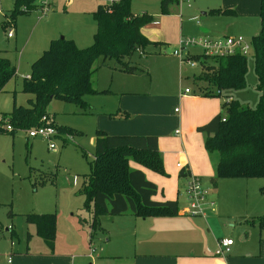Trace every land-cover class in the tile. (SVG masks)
Masks as SVG:
<instances>
[{
    "label": "rangeland",
    "instance_id": "rangeland-1",
    "mask_svg": "<svg viewBox=\"0 0 264 264\" xmlns=\"http://www.w3.org/2000/svg\"><path fill=\"white\" fill-rule=\"evenodd\" d=\"M110 1L113 0H56V8L51 10L52 4L51 11L42 17L38 18V12L33 9L30 13H16L14 22L8 25L6 21L14 7L13 1L0 0V51L15 66L16 72L0 92V120L2 114L10 113L14 107L28 105L30 94L22 91L23 81L31 73L32 62L49 48L51 42L63 38L77 48L93 43L96 22L92 11L97 4ZM258 2L177 0L176 7L172 0L168 12L163 14L160 0H130L132 13L152 15L150 23L143 28L146 35L165 43L160 47L149 45L144 51H135L131 55L130 65L140 72H123L118 63L106 59L93 77L97 92L83 95V106L59 98H52L48 103L46 121L38 125L58 128L60 132L57 130L56 135L28 137L27 131L34 126L14 135L0 132V264H40V260L55 264L57 262L52 258L61 254L68 258L62 262L70 264L71 256L91 253L89 245L94 247L92 255L100 251V247L111 246V242L105 241L100 227L108 228L109 222L121 217L106 213L94 217L83 208L84 197L77 193L82 176L89 172L96 131L157 137L164 133V149L178 151L182 146L174 135L178 128L173 114L183 112L186 122L180 136L182 141L186 136V144L182 145L187 154L198 155L204 136L196 131L195 125L199 113L207 105L202 103L204 101L180 98L179 95L188 87L191 91L187 97L193 93L200 96L198 94L208 83L198 81L200 87H197L192 78L200 73L199 61L212 62L209 57L200 56L198 65L191 67L181 61V56L174 50L178 48L179 40L206 35L214 39L240 36L251 44V36L260 27ZM20 8L25 9L24 6ZM224 8L231 10L222 11ZM9 28L13 30L12 37L6 35ZM195 53L198 50L191 47L188 57ZM252 53L251 49L247 54L246 86L228 91L235 100L249 107H255L259 98ZM100 63L101 59L96 65ZM207 99L224 112V98ZM191 125L193 129L189 134ZM135 126H144L151 133L130 132ZM134 165L140 166L131 162V166ZM201 183L209 191L206 207L211 199L213 201L211 207H205L204 213L223 215L225 220L220 222H244V217H249L246 222H264V178H221L218 195H214L207 179H201ZM179 204L184 205L182 199ZM31 213H55L52 248L36 234L35 225L27 221V214ZM91 222H95V229L90 235ZM47 253H51L52 258L45 255ZM90 262L86 256L77 258L75 264Z\"/></svg>",
    "mask_w": 264,
    "mask_h": 264
},
{
    "label": "trees",
    "instance_id": "trees-1",
    "mask_svg": "<svg viewBox=\"0 0 264 264\" xmlns=\"http://www.w3.org/2000/svg\"><path fill=\"white\" fill-rule=\"evenodd\" d=\"M12 1L14 7L6 21L8 25L14 22L16 13H30L35 9L36 0ZM171 1L160 0L161 13L168 12L167 6ZM129 5L130 0L98 4L92 11L96 22L94 40L87 47L77 48L63 38L51 42L49 48L32 62L31 73L23 81L22 91L30 94L28 105L16 106L10 113L2 114L0 132L14 135L19 130L26 131L46 121L47 105L52 98L83 106L82 96L97 92L93 77L106 59L118 63L119 70L123 72H140L130 65L131 55L135 51H144L149 45L160 47L163 44L148 39L141 32V28L152 20V15L146 12L134 14ZM258 17L259 30L251 36L253 70L259 91L255 107L239 103L228 93L246 86L247 55L234 52L224 56H206L212 64L199 61L200 73L192 78L197 87H200L198 81L208 83L198 95L224 98V112L196 127L204 136L203 147L213 165L214 175L209 178L213 188L220 178H264V0H259ZM0 54H3L0 55L2 92L16 72L3 51ZM200 56L205 55L193 54L189 58L197 61ZM99 59L101 63L96 65ZM7 125L11 129H7ZM131 162L164 174L156 135L109 134L97 130L89 172L82 176L77 190L84 197L83 208L94 217L101 213L114 216L131 214L142 218L175 216L178 213L176 200L153 199L156 185L146 179L140 168L132 167ZM27 221L35 225L36 234L52 248L55 213L27 214ZM259 224L263 226L264 222L260 220ZM94 229L95 222H91L90 235ZM27 236L29 238V234Z\"/></svg>",
    "mask_w": 264,
    "mask_h": 264
},
{
    "label": "crops",
    "instance_id": "crops-1",
    "mask_svg": "<svg viewBox=\"0 0 264 264\" xmlns=\"http://www.w3.org/2000/svg\"><path fill=\"white\" fill-rule=\"evenodd\" d=\"M175 2L177 7V0ZM55 8L56 0L51 10ZM224 10H231V8H224L222 11ZM146 25L141 28V32L148 39L161 42L164 45V42L146 35L143 29ZM184 89L180 92V98L204 101L202 103L207 105V108L199 113V121L195 126L207 122L215 114L220 113L219 107H216L213 101L208 100L207 97L196 96L194 93L187 97L189 93L183 94ZM174 111L177 112L176 108ZM173 115L176 116L175 126L181 130L176 129L178 134L174 131V135L182 147L178 151H167L162 143L164 133L158 135V149L162 157L164 174L156 173L142 166L134 165V167L140 168L146 179L156 185L157 192L153 199L176 200L178 213L175 216H149L145 218L131 214L115 215L121 218L109 222L108 228L100 227L106 238L105 241L111 242V246L104 249L100 247V251L93 255L92 252L87 255L77 253L75 257L71 256L70 264H75L77 258L86 256L91 259L90 264H264V225L261 226L259 222L257 224L256 222H246L249 217H244L242 219L244 222H220L225 220V217L218 213L205 212L204 215L185 213V207L188 205L186 186L189 176H196L200 181L201 179L209 181V178L214 175V169L203 145L199 149L198 155L187 154L186 148L184 149L182 145L183 143L186 144V136L183 141L180 136L186 122L185 115L183 112ZM192 129L191 125L188 130L189 134L192 133ZM130 132L151 133L146 131L144 126H135ZM178 162L182 167L176 166ZM218 181L216 187H212L214 195H218ZM180 199L183 200V206L179 204ZM210 202L207 207H211L212 199ZM205 207L206 205L203 211ZM128 216L130 218H124ZM221 238L232 239L230 250L225 256L214 253L217 241ZM90 248L94 249L92 245H89V251ZM45 255L51 257V253ZM52 259L56 260L57 263L55 264H65L62 261H68L64 254ZM7 262L10 263V257L7 258ZM39 262L45 264L47 261L40 260Z\"/></svg>",
    "mask_w": 264,
    "mask_h": 264
},
{
    "label": "built area",
    "instance_id": "built-area-1",
    "mask_svg": "<svg viewBox=\"0 0 264 264\" xmlns=\"http://www.w3.org/2000/svg\"><path fill=\"white\" fill-rule=\"evenodd\" d=\"M55 0H36L35 9L38 12V18L45 15L51 9L52 4ZM7 37L13 36L12 28H9L6 33ZM193 47L198 50V53L205 56H224L229 55L234 52H239L240 54L247 55L251 51V44H247L245 40L240 37H229L226 36L223 39H214L207 36L199 38H185L179 40L178 48L174 50V53L181 56V61H185L186 64L191 67L198 65V62L191 60L189 55V49ZM183 52L185 56L182 57ZM190 92L189 88H185L183 94ZM7 129H11L10 126H6ZM57 130L52 125H38L27 131L28 137L35 136H46L50 138L53 135H56ZM178 134V131H175ZM49 147H53L52 144H49ZM177 167H182L178 162ZM186 173V172H185ZM209 193L207 188L202 186L200 179L196 176H189V180L186 186V196L188 200V205L185 207V213L190 215H204V205L207 194ZM211 202H208L210 204ZM232 245V239L230 238H221L217 241L216 249L214 253L219 256H225L230 250ZM90 251L93 252V248H90Z\"/></svg>",
    "mask_w": 264,
    "mask_h": 264
}]
</instances>
